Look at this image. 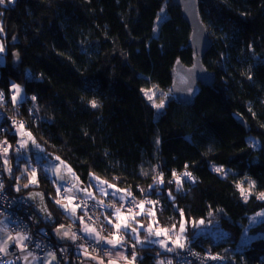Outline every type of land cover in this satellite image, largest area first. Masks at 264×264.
<instances>
[{
  "label": "trees",
  "instance_id": "trees-1",
  "mask_svg": "<svg viewBox=\"0 0 264 264\" xmlns=\"http://www.w3.org/2000/svg\"><path fill=\"white\" fill-rule=\"evenodd\" d=\"M199 2L213 41L204 64L216 74L214 88L195 90L192 105L167 95L160 110L141 89L158 85L167 94L175 62L192 63L189 27L170 0H15L0 5L6 60L0 66V89L10 101L15 82L27 96L17 106L4 104L10 119L0 126L9 130L0 134L15 146L12 121L23 120L45 153L68 163L84 188L94 173L129 189L138 200L145 195L159 200L156 218L166 227L179 221L176 207L187 216L206 218L204 225L189 228L186 245L200 254L219 253L224 264H264V220L242 239L250 216L264 210V201L253 196L245 203L233 186L247 176L256 181L257 190H264V0ZM91 100L100 106L91 107ZM185 164L195 185L185 182L184 191L177 192L174 183H166L148 193L153 176L163 172L168 181ZM212 165L235 175L224 179ZM12 175L5 173L6 192L25 197L28 189L15 191ZM38 181L36 189L44 192L55 217L47 231L69 225L72 220L53 203V183L41 172ZM103 199V206L90 201L102 208L122 202ZM209 211L214 215L209 217ZM105 214L112 213L101 215L109 225ZM130 241L127 251L119 250L128 254ZM135 251L136 264L173 263V253L156 246L137 244Z\"/></svg>",
  "mask_w": 264,
  "mask_h": 264
},
{
  "label": "snow or ice",
  "instance_id": "snow-or-ice-1",
  "mask_svg": "<svg viewBox=\"0 0 264 264\" xmlns=\"http://www.w3.org/2000/svg\"><path fill=\"white\" fill-rule=\"evenodd\" d=\"M6 3H15V0H0V5H5ZM164 9L161 8V12H163ZM2 15V13H0ZM161 19V16H157V21ZM4 33V27L2 24H0V34ZM15 39V38H13ZM5 52V46L2 40H0V54H3ZM18 58V56H17ZM248 79L251 80V75L248 76ZM141 92L145 96L146 100L149 101L153 108L160 110L165 107V98L167 96L166 93H164L162 90L159 89L158 85H152L148 88H142ZM10 93V101L6 99L5 93L2 89H0V108L4 107V104L7 102H10L13 106H17L20 103H22L26 98V93L24 91V88L21 84L12 82L9 88ZM159 93V103H157V94ZM37 97L32 96L31 100L35 101ZM91 107L97 108L100 105L96 100H91L90 102ZM249 112L253 116L256 115L255 112L252 111L251 108L248 109ZM3 129H0V132H2ZM11 131L13 134L17 137V147L14 148L12 144L8 142V140L5 138L4 140H0V158H3L4 165H7L9 163L8 161V154L9 151L12 150L18 154V159L23 156L24 150H26L29 147V144H36V138L32 134V131L29 127L26 126L25 122L23 120L16 121L13 119ZM159 142V141H157ZM38 146V145H37ZM256 144L253 143V147H255ZM55 160L59 162L58 165L50 168L45 169L46 173H50V177L52 179V182L56 184V194L57 196H60V199H55L53 201L54 204L60 205L62 209L67 211L69 209V206L71 205V211L69 212V215H71L74 219L76 218V210L81 207L80 204H74L75 195L73 194V190L78 192H85L87 193V196L85 198L84 202V212L85 215L87 214V203L86 200L88 198H91L95 200V196L88 192V188H81L77 184H71L69 178L66 175H60V168L63 166L66 169V172L71 173L72 176L75 178V180H79V177L75 175L73 170L69 165L66 164V162L62 161L60 157H55ZM2 167V165H0ZM188 165H184V172L178 174L175 170L172 171V179L165 181L163 172H159L157 175L153 176V184L149 185L148 193L150 194L153 190L159 191L160 186L167 184H175L176 185V191L177 192H183L184 191V184L185 182L189 183H196V178L193 176L191 171H188ZM9 174L12 173V168L9 167L7 169ZM212 171L220 174L222 178L227 179V177L230 174L235 175L232 173L231 169H225L222 165L216 166L212 165ZM30 173V176H29ZM146 174V173H145ZM22 176H29L28 183H25L23 185L24 188H28L29 185H38L39 181L37 179V173L36 169H29V167L26 165L24 170L21 172ZM17 181L20 180V177H15ZM89 180L90 184H95L98 191H100L103 195L108 196L109 192L108 189H113L111 192V196L113 198H118L120 201H122L121 208L124 204L128 205V208L125 211H121V208H115L114 204L107 205L108 207H113L115 210L112 213L111 216L108 214H105V219L107 223L114 229V231L110 234L111 238L101 236L100 233L96 230V228L91 227L88 225L84 220V215H81L78 217L79 222L84 225V227L81 229L84 233L87 234L86 237L78 236L76 232H72L71 229H66L64 224H59L55 228V232L57 235L61 236V238H70L73 241H76L77 239H91L95 241V243L92 245L94 249H96L97 245H100L102 242L106 245L111 246V250H108L105 252V255L108 257L107 264H119V260H124L127 262V264H136L137 261V253L135 251L136 245L140 244L142 247L145 245H159L162 249H164L167 252H172L175 250V248H184L186 242L188 241V236L186 233L188 232L189 228H196L200 225H204L206 223V218H200L196 219L191 216H187L185 214V211L181 208L176 207V211L179 214V221L172 223L170 227L162 226L160 225L159 219H153L151 223H149L147 226H145L144 223L140 222L136 219L137 216H147L149 218H155L157 216V205L160 203L159 200H150L148 199V196L145 195V198L143 200L137 201V198L135 195L127 188H117L116 184L109 183L106 180H101L100 177L96 176L94 173H89ZM60 181H63L64 183H59ZM83 183V182H80ZM70 184V186H66ZM105 185H107V188H105ZM233 186L235 187L236 191L239 193L241 199L247 203L250 198L255 196V199L259 201H264V190H257L256 189V181L251 179L250 177L245 176L243 179H239L233 182ZM15 191L19 192L21 190V185L17 183L15 186ZM4 188L3 182L0 181V191H2ZM63 188L64 194H61V189ZM139 191L141 193H144L145 190L143 188H140ZM123 193V195H120ZM32 198H36V196H40L41 200L43 199V194L41 193H29ZM168 196L170 200L173 202V205L175 207V199L176 197L172 194V191L168 190ZM64 200H67V203H63ZM99 205L103 206L104 201L101 200L98 202ZM146 204L151 205L152 207L147 209L145 208ZM96 205H93L95 207ZM134 209H139V211H134ZM163 208L161 206L160 211L162 212ZM43 212L47 213L46 219L51 220L52 216L51 213L48 212L47 207L45 206L42 209ZM209 217L213 216L214 213L212 211H209L208 213ZM258 216H264V211H261L257 214ZM113 217L116 219L117 222L113 223ZM91 219V217H89ZM129 219H131L132 222H134L137 227H133L132 224L129 223ZM123 230L125 235H121L120 232ZM141 230H144L147 235L144 237V239H140V232ZM0 233H5L6 237H0V258L4 256H8L10 254L9 249L10 247H15L20 252H27V255L24 256H17L16 259H23L24 261H27L29 256H32L31 252H28V246L25 243V241H28L30 239V236L23 233V232H16L13 234V232H10L8 230V226L4 225L3 227H0ZM152 237H156L158 239H152ZM160 237H163V239H159ZM129 239L133 240L134 242L131 243V251L128 252V254H125V252L117 251L115 253V257H113V250L120 248L125 249L126 248V241ZM11 242V244L9 243ZM172 245V246H170ZM39 247L40 245H36ZM174 246V247H173ZM79 249H82L81 255L87 257L91 260H97L98 264H105V259L102 256L99 255H93L88 251V248L85 247V245L81 244L78 245ZM62 251H64L62 249ZM49 255L52 257L53 260L56 259L55 253H49ZM35 259V257H33ZM206 259L214 260V261H222L225 259L224 256L220 255L219 253L213 254L211 252L206 253L205 256ZM7 264H15V261H9ZM48 264H51V261H48ZM158 264H171V261H164L159 260Z\"/></svg>",
  "mask_w": 264,
  "mask_h": 264
},
{
  "label": "built area",
  "instance_id": "built-area-1",
  "mask_svg": "<svg viewBox=\"0 0 264 264\" xmlns=\"http://www.w3.org/2000/svg\"><path fill=\"white\" fill-rule=\"evenodd\" d=\"M4 119H10L9 113L4 108H0V123H3ZM0 129H3V131L0 132L3 134L9 130V128H7L5 125L0 126ZM2 137L3 136L1 135L0 139ZM0 181H2L3 185L5 186V171L2 168H0ZM190 184L195 185L196 183ZM61 190L63 193V188ZM73 194L76 197L74 200L76 204L81 205L85 222L94 225L101 236L108 237L110 233L104 226L101 215L103 213L114 212L115 209L113 207H108L107 205L114 204L115 208H121L123 202L118 204L109 203L106 205V207L102 208L97 205L93 207L95 204L90 200H86L87 214L85 215V199L80 198L74 191ZM137 201L139 200L137 199ZM127 208L128 205L124 204L121 208V211H126ZM137 210L138 209H134V211ZM89 217H91V219H89ZM3 219H5L6 223L2 222ZM42 222L43 221L32 210L25 197L18 195L11 196L6 192L5 188L0 191V227L7 225L8 230L13 232V234L16 232H23L29 235L30 239L25 241V243L28 246V252H31L32 255L37 259H42L46 253H55V255L58 257V264H81L83 261L88 259L87 257L81 255L82 249L78 248V245L83 244L93 255L104 257L105 263H107L108 257L105 255V252L110 250V248L104 245L103 242L100 245H97L96 249L92 247L95 242L89 239H77L70 244H60L52 238L51 234L46 230ZM73 232H76L78 236L86 237L78 227L73 229ZM120 234L124 235L122 233ZM36 245L40 246L37 247ZM62 249L64 251H62ZM9 252L10 254L8 256L0 258V264H7L9 261H15V264H23V260H17L16 257H22L23 253L27 252H20L15 247H10ZM172 253L174 255L172 264H224V260L214 261L206 259V254H200L199 252L194 251L191 245L188 244H185L184 248L175 249L172 251ZM119 264H127V262L121 259L119 260Z\"/></svg>",
  "mask_w": 264,
  "mask_h": 264
},
{
  "label": "rangeland",
  "instance_id": "rangeland-1",
  "mask_svg": "<svg viewBox=\"0 0 264 264\" xmlns=\"http://www.w3.org/2000/svg\"><path fill=\"white\" fill-rule=\"evenodd\" d=\"M3 34H0V36H3ZM6 62L5 60V56H4V53L3 54H0V66L4 65ZM25 91V90H24ZM158 95V94H157ZM26 100V99H25ZM24 100V101H25ZM23 101V102H24ZM22 102V103H23ZM158 102V101H157ZM1 139H4V137H2ZM0 139V140H1ZM38 145V146H37ZM17 147V144L14 146V148ZM13 156V160L12 162L11 161V158ZM18 157V154L12 150L9 151V154H8V161L9 163L7 165H4V162H3V158H1V165H2V169L5 171V173L10 176L9 172L7 171V169L9 167L12 168V173L11 175L13 174V170L15 168H19V172L18 173H14L12 175V177H17L19 176L20 177V180L21 179H24L23 182L21 183V181H17V183H19L21 185V188H24L23 187V183H28V179H29V176H30V173H29V176H22L21 175V172L24 170L25 166L27 165L29 167V169H36V173H37V179H38V176H39V173H44L48 176V178L50 177V173H46L45 172V169H50L56 165L59 164L58 161L55 160V157H57L56 155H48L45 153L44 151V148L41 146L40 143H38L36 141V144L33 145V144H29V147L24 150V154L23 156H21L19 159L17 158ZM62 160V159H61ZM63 161V160H62ZM65 162V161H64ZM67 165H69L68 163H66ZM70 166V165H69ZM71 167V166H70ZM72 169V168H71ZM73 170V169H72ZM74 172V171H73ZM60 175H66L69 180H70V183L71 184H77L79 187L82 188V183H80L81 181L80 180H75V178L72 176L71 173H68L66 172V169L61 166L60 168V172H59ZM76 175V174H75ZM50 181L52 182V179L49 178ZM102 180V179H101ZM53 183V182H52ZM59 183H64L63 181H60ZM15 184V185H16ZM53 185L55 186L56 188V184L53 183ZM66 186H70V184L66 185ZM37 185H29V187L27 188L28 191L25 193V198L26 200L28 201V203L30 204L32 210L36 213V215L45 223V227H46V230H49L51 228V225L54 223L55 221V217L54 215L52 214L51 210L49 209V206H48V203H47V200H46V197L44 195V192L41 191V190H38L36 189ZM85 188H88V192L92 193L94 196H95V200L91 199V198H88L87 200H92L93 202L95 203H98L99 201L103 200L104 201V205L106 204L105 203V199H109V198H112V199H118V198H113L111 196V192L113 191V189H108V192H109V195L108 196H105L103 195L100 191L97 190L95 184H90L88 183V185L85 187ZM105 188H107V185H105ZM80 198L82 199H85L86 196H87V193L85 192H76L75 189L73 190ZM29 193H33V194H36V193H41L43 194V199L41 200V197L40 196H36V198H32V196L29 195ZM64 193V192H63ZM62 193V190H61V194L63 195ZM99 195H101L103 198H101ZM120 195H123V193H121ZM61 197L60 196H56V197H53L52 200L54 201L55 199H60ZM63 203H67V200H64ZM74 204H76V202L74 201L73 202ZM56 205V204H55ZM47 207V210L48 212L51 213V216H52V219L51 220H48L46 219V215L47 213L43 212L42 209L44 207ZM56 207L62 211V213L66 214L67 217H69L70 220H72L71 222H69V224H74L73 222H75L76 220L78 221V217L81 216V214L83 212H81V207L78 208L76 210V218L74 219L71 215H69V212L71 211V205L69 206V209L67 211H65L64 209L61 208L60 205H56ZM146 210L151 208V207H147V205L145 206ZM261 211H264V210H261ZM259 211V212H261ZM255 213L253 214L252 216H250V219H249V224L247 225L245 231H244V234H243V237L242 239L244 240L246 237H247V234H248V229L253 226L257 221L259 220H264V216H258L257 214L259 213ZM85 214V213H84ZM83 215V214H82ZM98 216L100 217V215L98 214ZM102 217V216H101ZM145 217V218H143ZM137 220H139L140 222L144 223L145 226H147L149 223L152 222L153 219H157L156 217L155 218H149L147 216H137L136 217ZM103 220V219H102ZM3 223H6L5 219L2 220ZM117 222L116 219L114 218L113 220V223ZM103 223H104V226L108 229H112L109 225H107L104 220H103ZM129 223L132 224L133 227H137V225L131 221V219H129ZM57 227V226H56ZM56 227H54L52 230H54ZM65 228L66 229H69L68 228V225H65ZM204 230L206 229L205 227L203 228ZM109 231V230H108ZM123 232V230H121ZM112 232V231H111ZM124 233V232H123ZM111 234V233H110ZM109 235V233H108ZM125 235V233H124ZM147 235V233L144 231V230H141L140 232V239H144V237ZM0 237H6V234L5 233H0ZM152 239H158L156 237H152ZM159 239H163V237H160ZM134 242L133 240L130 241V244ZM11 244V242H9ZM140 245V244H138ZM152 246H156L158 247L162 253H170V252H167L165 251L164 249H162L159 245H152ZM172 246V245H170ZM127 247V246H126ZM174 247V246H173ZM175 249H180V248H175ZM35 257L32 255V258ZM51 258V256L49 255L47 257V260H46V263L45 264H48V261L49 259ZM36 259V257H35ZM23 260V259H22ZM51 261V264L53 263V259L50 260ZM23 264H27L26 261L23 260Z\"/></svg>",
  "mask_w": 264,
  "mask_h": 264
},
{
  "label": "water",
  "instance_id": "water-1",
  "mask_svg": "<svg viewBox=\"0 0 264 264\" xmlns=\"http://www.w3.org/2000/svg\"><path fill=\"white\" fill-rule=\"evenodd\" d=\"M169 6L180 8L182 19L189 27L187 47L192 52V63L185 65L180 59L175 62L167 95L174 97L180 104L192 105L195 90L200 87L213 89L216 82V74L209 71L204 64L205 57L213 47V41L202 19L199 0H170ZM237 121L246 130L249 129L242 118L238 117Z\"/></svg>",
  "mask_w": 264,
  "mask_h": 264
},
{
  "label": "crops",
  "instance_id": "crops-1",
  "mask_svg": "<svg viewBox=\"0 0 264 264\" xmlns=\"http://www.w3.org/2000/svg\"><path fill=\"white\" fill-rule=\"evenodd\" d=\"M82 215V214H81ZM104 217H105V215H104ZM113 219H114V217H113ZM107 222V221H106ZM74 224H69L68 225V228L69 229H71V231L73 232V229H75V228H79V230L81 231V229L84 227V225L83 224H81L80 222H79V220L77 221H75V222H73ZM88 225H90L91 227H94V228H96L94 225H92V224H89V223H87ZM110 226V225H109ZM111 227V226H110ZM112 228V227H111ZM113 229V228H112ZM96 230H97V228H96ZM98 231V230H97ZM81 232H83V231H81ZM99 232V231H98ZM84 233V232H83ZM50 234H51V236H52V238L56 241V242H58V243H60V244H70V243H72L73 242V240H71L70 238H67V237H65V238H61V236H59V235H57L56 234V232H55V229L54 230H51V232H50ZM84 235L85 236H87V234L86 233H84ZM108 238H111V235H109L108 236ZM104 245H106V244H104ZM107 247H109L110 248V250H111V246L110 245H106ZM120 248H117V249H115V250H113V257H115V253L117 252V251H120L119 250ZM24 255H27V253H23V256ZM49 256V253H46L45 255H44V257L42 258V259H34V258H32V256H29V258H28V260L26 261L27 262V264H45L46 263V260H47V257ZM52 259V257L49 259V261ZM52 264H58V257L56 256V259L55 260H53V263ZM81 264H98V262L97 261H94V260H91V259H87V260H85V261H83ZM105 264H107V263H105Z\"/></svg>",
  "mask_w": 264,
  "mask_h": 264
},
{
  "label": "bare ground",
  "instance_id": "bare-ground-1",
  "mask_svg": "<svg viewBox=\"0 0 264 264\" xmlns=\"http://www.w3.org/2000/svg\"><path fill=\"white\" fill-rule=\"evenodd\" d=\"M8 193V192H7ZM9 194V193H8ZM9 195H11V194H9ZM11 196H14V195H11ZM18 196H21V195H18ZM22 197H24V196H22ZM89 240H91V239H89ZM91 241H93V240H91ZM93 242H95V241H93ZM171 253V252H170Z\"/></svg>",
  "mask_w": 264,
  "mask_h": 264
}]
</instances>
